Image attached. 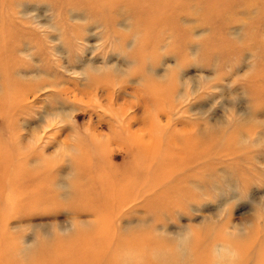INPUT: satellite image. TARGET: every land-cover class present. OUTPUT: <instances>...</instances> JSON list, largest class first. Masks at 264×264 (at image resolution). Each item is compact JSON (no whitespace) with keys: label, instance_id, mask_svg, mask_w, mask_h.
<instances>
[{"label":"rangeland","instance_id":"1","mask_svg":"<svg viewBox=\"0 0 264 264\" xmlns=\"http://www.w3.org/2000/svg\"><path fill=\"white\" fill-rule=\"evenodd\" d=\"M8 76L25 85L19 110L33 113L30 122L16 115L18 123L40 119L43 128L35 145L20 130L37 192L27 205L1 202L0 250L14 245L23 257L68 247L98 224L66 209L72 157L83 154L101 169L130 170L124 206L110 214L111 249L131 232L158 239L156 257L126 247L116 255L138 264H264V0H0V143L9 132ZM166 152L168 164L189 169L167 165L149 186ZM142 178L144 193L134 196L130 184ZM88 244L106 249L95 236Z\"/></svg>","mask_w":264,"mask_h":264},{"label":"bare ground","instance_id":"2","mask_svg":"<svg viewBox=\"0 0 264 264\" xmlns=\"http://www.w3.org/2000/svg\"><path fill=\"white\" fill-rule=\"evenodd\" d=\"M150 5L151 3H149V5L147 3V5H145V8L149 7ZM142 10L145 14H148L146 9ZM88 76V81L91 80L92 82L95 75ZM9 78L11 77L8 76L3 79L5 81L9 80L5 83V85L9 86V93H4L1 96L3 99H10V101H8L7 105H5L4 108L2 107V112L7 115V118H9V132L7 135V142L0 143V204L1 202H4V200H6L10 205V209L17 202H19L20 205H27L30 202V198L32 196L31 194L37 192V189L34 190L32 188V184L35 181V178L33 176H37L38 173H36V170L34 168H31L29 160L32 158L31 156H29L30 154L28 153V148L31 146V144H29L30 138L31 140H34L33 145H35L40 140L38 134L36 133L38 130L36 129L38 127L40 128V126H42L43 128V122H40V119L34 120L37 125L36 127L30 128L26 124L18 123V117L20 116H23L26 122H30L31 118L29 117H31L33 113L30 112L31 110H28V108H23L21 109V111L19 110L20 107L23 106L21 104H24L27 98V92H21L22 87H25V85L21 83V80H19L18 82H14ZM29 80L30 79H28L27 81ZM104 82H106L105 78ZM35 84L37 83L35 82ZM13 89H17L18 91L14 92ZM31 89L32 87H30L29 90ZM58 91H53V93H57ZM49 96L54 95L49 94ZM119 109L120 111H123V107H120ZM23 110H25V115L27 114L26 117L23 114L21 115V112ZM29 113L31 115H29ZM11 114L14 115V119L11 118ZM16 115L18 116L17 118L15 117ZM121 121L122 120L119 119L118 122ZM126 125H124V127L126 131L129 132L130 129L127 128ZM121 126H123V124ZM22 128L26 129L23 130V133H25V135L27 134V136H30V138H28L26 141H24L23 139L24 134L22 133V131H20ZM219 135L221 134L219 133ZM129 137L131 141L133 134H131ZM132 142L133 149H130L132 153L134 152V155H137L136 151L141 145V142L139 140H137L136 142L135 139ZM188 144L192 145L193 141L191 140ZM100 145L105 146V142H101ZM158 157L161 158L162 165L154 173L151 174L152 177L150 176L149 183H146L149 186H151L153 183V177L163 178V180L165 179L164 176L167 165H170L168 164V160L174 158V156H172L168 152L164 153L162 156L158 155ZM72 161L75 165V177L74 183L71 184L72 192L69 193L70 201L68 205H66V209H72L77 212H80V209H82L81 213H83L84 211L90 212L91 214L95 215V220L99 219L98 224L96 225V223L94 222L95 226L90 227L91 229L89 228V232L82 233V236L78 243L74 242L73 244H69L68 247L60 248L58 247V245H42L40 246V251L35 252L34 250V252H32L31 254H25L23 255V257H19V250L14 245V247L12 245L2 247V249L0 250V264H138L136 262L132 263V257H130V255H132V253L134 254L135 251L140 252L142 255L148 254L156 257L158 253L157 250H159V248L157 245L158 242L154 240H158L157 237L151 236L154 239L153 240L142 232H131V237L128 238L127 241L124 239V241H117L116 243H114V249H111V245L108 241V230L112 223V221L110 220V214L114 212L119 205L124 204L125 199L123 200V202L121 201L123 198L122 196L124 195V193H126L125 189H127V173H130V170H127L125 173H118L111 170L101 169V166L99 167L98 163H90L89 160H87V156H84L83 154L81 156L74 155L72 157ZM172 162V165H170L172 167H176L179 164L175 161V159H173ZM39 166L40 167L38 169H41L39 177H42L43 172L45 171V169L42 171V169L45 167V161L39 164ZM179 169L187 170L189 169V166L185 168H179L178 165V170ZM159 171L161 173L157 174V172ZM85 172H87L86 175ZM144 174L149 175V173ZM156 174L157 176H155ZM45 175H48L47 169ZM134 175H136V173ZM184 175L186 174H179L177 176V179L173 181V184H176L179 187V183H182V181L184 180L182 179L183 177H185ZM31 176L34 179H31ZM144 181L145 178H142L141 182L138 185L136 183L130 184L131 187L137 186L136 189L133 190L135 191L134 196L137 194L138 190L140 191V193H144ZM140 184H142L143 187ZM140 196H143V194H139L138 197ZM76 204L80 205L76 206ZM15 212L16 209L14 210V213ZM94 236L98 239L99 243V245H96L99 247H103L104 245V248H106L104 249V251H100V249H98V247L96 246H92L89 244L87 245L88 240ZM106 243L110 246V248H107ZM121 247H126L130 255H116L117 249ZM152 251L156 252L152 254Z\"/></svg>","mask_w":264,"mask_h":264}]
</instances>
